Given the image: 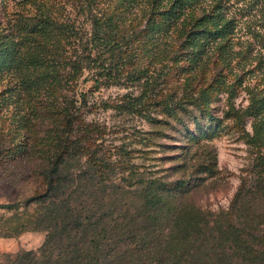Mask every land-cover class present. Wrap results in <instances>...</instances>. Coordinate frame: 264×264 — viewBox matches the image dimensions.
<instances>
[{
	"label": "trees",
	"instance_id": "obj_1",
	"mask_svg": "<svg viewBox=\"0 0 264 264\" xmlns=\"http://www.w3.org/2000/svg\"><path fill=\"white\" fill-rule=\"evenodd\" d=\"M201 1L83 0L85 25L45 18L37 29L40 37L31 30L17 32L20 42L15 32L0 29V75L13 74L17 81L11 83L7 98L24 103L26 94L32 99L28 116L22 113L18 119V131L28 132L26 140L5 149L4 155L13 162L33 159L34 176L44 180L43 191L25 199V209L34 207L25 218L19 217L18 202L0 207L14 210L13 217L20 220L13 234H45L37 250L3 253L0 264H264V211L258 210L264 201L263 94L249 91L246 107L232 115L235 121L250 120L246 143L253 148L258 168L240 183L226 208L210 210L193 195L217 176L213 148L204 149L203 159L187 178H169L174 166L158 175L160 169L136 165L126 150V159L112 158L102 143L106 126L89 118L98 104L75 89L86 73L96 89L123 78L151 85V71L137 59V52L162 46L155 57L168 56L163 39L170 34L178 39L168 51V63L185 57L193 71L206 46L223 40L232 29L220 9L206 13ZM219 50L225 64V47ZM167 80L164 75L160 83ZM189 91L175 95L173 105L138 96L119 108L145 114L162 104V112L174 116L188 103L204 107L211 102L203 88ZM184 127L187 146L213 138L209 129L195 134ZM156 137L143 138L144 146L154 145Z\"/></svg>",
	"mask_w": 264,
	"mask_h": 264
},
{
	"label": "rangeland",
	"instance_id": "obj_2",
	"mask_svg": "<svg viewBox=\"0 0 264 264\" xmlns=\"http://www.w3.org/2000/svg\"><path fill=\"white\" fill-rule=\"evenodd\" d=\"M82 2L0 0V29L5 33L15 32V38L20 42L21 36L16 35L17 32L31 30V35L34 32L35 36L40 37L37 29L44 25L42 20L45 18L58 23L85 25L80 8ZM201 3L206 13L221 10L225 18L231 21L232 29L223 40L206 46V54L193 71L188 69L189 62L185 57L179 63H168L169 52L178 39L177 35L170 34V38L163 39L168 56L162 54L155 57L163 49L162 46L158 50L151 48L147 53L137 52V59L151 71V85L123 78L117 84L101 85L96 89L92 77L86 73L75 89L86 92L89 100L98 104L99 107L89 114V118L99 119L106 126L102 143L110 149L112 158H125L126 150L130 152L131 162L136 165L153 171L160 169L158 175L169 173L167 169L174 166V174L171 173L169 178H187L194 172L193 165L203 159L204 149L213 148L217 155V176L208 179L204 188L193 197L203 207L218 210L228 206L240 183L250 179L253 169L258 168V164L254 163L253 148L246 143L247 133L252 132L250 120L235 121L232 115L246 107L249 91L264 95V0H202ZM216 5L219 6L217 9ZM200 11L198 8L197 13ZM220 45L225 47V64L220 59ZM167 63L169 66H166ZM189 73L193 76H189ZM164 75L168 80L160 83ZM188 78L189 85L185 90L191 92L203 88L205 96L211 99L208 105L203 107L191 102L186 109L174 112V116L162 112V104L150 107L145 114L129 113L119 108L124 101H132L138 96L151 97L150 101L167 100L173 105L175 95L182 97L185 79ZM16 82L13 74L0 75V204L20 203L18 214L25 218L26 214L33 212L34 207L25 209L24 201L43 191L44 180L34 176L36 163L33 159L13 162L4 155L5 149L24 142L25 134H28L27 131H18V119L22 113L28 116L27 108L32 100L30 95L22 96L26 101L24 103L7 98L11 83ZM164 85L167 89L163 88ZM153 88L159 92L152 91ZM153 93L158 94L154 97ZM148 100L146 98V102ZM227 115L231 117L226 118ZM182 124L195 134L209 129L213 138L187 146V133L182 130ZM152 135L157 136L155 144L144 146L143 138ZM179 165H184L180 171L175 169ZM183 170L186 172H181ZM258 210L264 211V201L259 204ZM15 214L14 210L0 207V256L3 253L14 255L20 250H37L44 241L42 231L13 234L20 222L13 217Z\"/></svg>",
	"mask_w": 264,
	"mask_h": 264
}]
</instances>
